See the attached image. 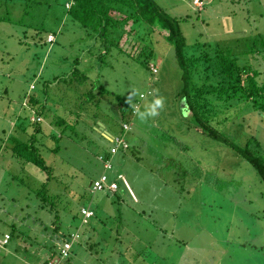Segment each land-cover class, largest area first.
Masks as SVG:
<instances>
[{
    "label": "rangeland",
    "instance_id": "rangeland-1",
    "mask_svg": "<svg viewBox=\"0 0 264 264\" xmlns=\"http://www.w3.org/2000/svg\"><path fill=\"white\" fill-rule=\"evenodd\" d=\"M156 1L172 16L189 15L181 22L189 45L199 40L209 41L210 48L228 46L244 60L250 58L248 47L254 42L260 47L263 41L264 0H206L202 5L200 0ZM51 7L53 13L33 0H0V238L10 236L0 249V264H42L50 257L51 244L56 242L58 250L54 215L40 209L36 197L45 182L58 195L53 212L65 225L71 210L98 207L97 218L91 220L94 226H85L83 240L73 232L74 247L67 257L71 259L62 264H264V183L250 163L203 134L179 108L173 94L182 85L181 69L167 33L143 35L154 55L153 72H159L154 76L135 58L117 51L101 54L105 39L100 47V39L94 42L62 7ZM49 35L52 43L46 42ZM33 36L41 42L35 45ZM76 66L79 73L74 78L70 71ZM102 87L109 92L102 93ZM153 88L154 96L149 93ZM46 90L43 116L30 112L25 107L28 95H45ZM119 96L130 105L128 115L135 105L137 113L144 111L155 96L164 104L158 116L144 122L134 114L126 120L127 130L121 131ZM98 97L102 101L96 124L137 143L111 158L110 175L121 173L129 191L119 179L118 190L109 196L90 192L89 185L103 171L97 152L112 143L90 129L94 119L89 116L96 112ZM208 108L210 124L222 136L239 144L254 137L264 155V115L232 107L221 116L220 109ZM57 116L71 122L79 116L81 130H67L71 137L65 135L55 151L39 146V139L48 145L56 141L36 136L42 157L54 170L55 177L47 180L41 169L31 163L23 167L14 157L9 135L22 134L21 127L33 130L28 122L21 126L20 119L36 122L43 117V125L51 128ZM53 128L59 136V129ZM77 221L80 229L88 222L82 217V223Z\"/></svg>",
    "mask_w": 264,
    "mask_h": 264
},
{
    "label": "trees",
    "instance_id": "trees-1",
    "mask_svg": "<svg viewBox=\"0 0 264 264\" xmlns=\"http://www.w3.org/2000/svg\"><path fill=\"white\" fill-rule=\"evenodd\" d=\"M33 1L37 6H46V11L50 10L52 13L54 12V8L51 6L58 4L60 7H62L65 14H67L72 20L79 22L80 25L87 32H89V34H91L94 42H96L97 38L100 39V47L103 46V39H105L103 46L104 52L101 54H108L117 51L124 56L126 55L128 57L135 58L137 62L142 63V65L148 68L151 75L155 74L154 76H156L159 72H153L152 58L154 55L148 51V45L145 44V41H143L145 37H143V35L147 34L148 36L152 31L155 30L166 32L167 34L165 35V39L172 45L177 64L181 69L182 85L180 90L173 94L176 100L178 98L179 108L185 112L190 121H192L191 119L195 121L194 125L197 128H200L203 134L223 142L236 154L240 155V157L250 163L251 166L256 170L261 181L264 183V155L261 154L260 143L254 137L249 138L244 144L236 143L234 139L229 137L225 138L222 136L219 129L214 128V126L210 124V120L208 119L209 105L220 109L219 111L221 116L223 114L227 115L228 111L230 112V110L227 109H232V107L238 112L246 108L255 111L259 115H264V37H260L263 39V41L260 43V47L255 42L252 46L248 47L247 52L245 53L250 56L249 59L240 60L239 56L231 52L228 46L227 48H221L218 45L213 44L215 47L210 48L208 46L210 43L209 41L201 43L199 40L189 45L181 29V22L187 21V17L189 15L184 17L172 16L156 0ZM203 3H206V0H203ZM126 25L129 26V29H125ZM143 29H146V32L142 31ZM36 34L38 33L36 32ZM33 40L35 45L41 42H39L40 38L34 39V36ZM132 47L136 51H132ZM261 57L263 58V61ZM78 73L79 69L76 66L70 75L76 78ZM85 79H87L86 76ZM44 86L45 89L48 87L46 84ZM100 91L102 93L109 92L105 87H102ZM149 93H152L154 96L156 94L155 88L149 90ZM47 95V90L45 91V95L29 94L28 98L26 99L27 105L25 107L30 112H34L37 115L43 116L45 111L44 109L46 107V104L43 101ZM144 96L145 93H141L139 95L140 98H143ZM95 98L96 96L93 95V98L91 99L94 100ZM117 100L121 107L120 113L124 119V122L121 125V131H124L127 130L125 127V125L128 124L126 120L133 119L134 114L136 115L137 113V111L134 109H136L138 106L135 105L133 109L130 108L132 112L128 115L126 112L129 110L130 105L120 96L117 97ZM101 101L102 100L100 97H98L97 102H95L93 105V108L96 109V112H91L89 116L90 118L94 119L93 126H90V129L94 133H98L97 136L99 139H107L101 134V132H98L93 128L96 125V121L99 120L98 117H100L101 114V112L98 110L100 109L99 102L101 103ZM187 112H189V115ZM42 118H40V120H36V122L31 121L30 117H28V119L26 118L27 120L25 119L24 122H22L20 119L19 123L21 126L24 125L25 122H28V126L33 128V130L28 131L26 127H21L20 132H23L22 134L19 133V136H15L14 134L9 135L12 143V146L10 147L12 149V154L21 161L23 167L26 163H31L45 172L47 174V180H49L55 177L54 170H52L51 166L46 164L40 153L39 146H44L47 147L48 150L55 151L59 147L60 140L65 135L70 136L67 130L75 132L80 122V118L77 116V120H72L71 122L66 117H55V120L51 122V125L52 128L55 127L56 129H59V136H56L57 132L54 128L53 129L55 132L53 129L46 128V126L43 125L44 121ZM82 118L84 119V117ZM221 122H224V120L222 119ZM18 129L19 127L16 125L15 131ZM38 134H42L46 139H49L48 142H50L51 139L52 142H56L48 145V143H45L43 140L39 139L41 144L38 146L36 145V136ZM28 135H30L28 140H24V138ZM120 136L118 135V137ZM125 141L127 142V148H120L116 154H125L127 150L137 145V143L132 144L133 142H130L126 139ZM112 145L113 141L108 150H105L104 152H97V157L99 158V156H101L104 160H111V158L115 155L110 152ZM110 177L112 176L109 173V178ZM93 181L94 179L89 184L90 192H92L91 183ZM102 191H104L107 196L113 194V191L109 189ZM36 195L40 201V209L45 210L47 213L52 212L54 215V222H52L54 228L52 231H54L55 235H58L56 240L60 241L59 243L64 241L72 242L71 248L69 250L70 255L71 250L73 251L75 242H73V232L77 231L79 234L78 237L82 238L81 240H83V237L86 236L87 231L85 226H94L91 220L97 218L98 207L93 208V216L89 218L86 225L80 229L81 224L80 226L77 225V223L74 224L75 219L80 221V210L74 209L70 211V217L66 219V221L69 220L68 225H65L66 223H63V221L60 222L59 219L57 220L58 214L54 213L53 210H55V206L58 205V203H56L58 195L56 193L52 194L50 192L46 182L42 184L40 189H38ZM55 220L57 221L55 222ZM80 223L82 222L80 221ZM72 227L73 229H71ZM12 230H10L11 237H13L14 230H16L14 225ZM89 240H92L91 236H89ZM55 247H57L56 242L50 245V257L48 260L58 256V250ZM90 248H92V245ZM70 259L71 258H67L68 261ZM63 260H61V264L64 262ZM67 260H65V262L68 263ZM47 261L42 264H47Z\"/></svg>",
    "mask_w": 264,
    "mask_h": 264
},
{
    "label": "built area",
    "instance_id": "built-area-1",
    "mask_svg": "<svg viewBox=\"0 0 264 264\" xmlns=\"http://www.w3.org/2000/svg\"><path fill=\"white\" fill-rule=\"evenodd\" d=\"M200 5H202L203 0H200ZM201 7V6H200ZM47 40L49 42H52L53 36L49 35ZM153 70L155 71L156 69L154 68V66H152ZM126 127V125H125ZM122 148V149H126L127 148V142L125 141V139L123 137H118L115 136L113 137V145L110 148V152L112 154H116L118 152V150ZM99 160L102 162L103 164V171L101 172V174L99 175L98 178L94 179V181L91 183V189L93 192H97V191H102L105 189H109L111 191H116L118 188V182L115 179H110L109 175H108V171L111 170L112 168V163L110 160H104L101 156L99 157ZM117 179H122L123 181H125L124 177L121 174H117L116 176ZM93 210L89 207H82L81 208V217L83 219V221H88L89 218H91L93 216ZM9 234H4V236L2 238H0V249L2 247H4L8 242H9ZM71 241H64L62 243H60V246L58 248V256L51 258L50 260H48L47 264H61V260L65 259L68 257L69 255V250L71 248Z\"/></svg>",
    "mask_w": 264,
    "mask_h": 264
},
{
    "label": "clouds",
    "instance_id": "clouds-1",
    "mask_svg": "<svg viewBox=\"0 0 264 264\" xmlns=\"http://www.w3.org/2000/svg\"><path fill=\"white\" fill-rule=\"evenodd\" d=\"M46 40H47V38H46ZM54 41V40H53ZM52 41V42H53ZM47 42H49L48 40H47ZM52 42H49V43H52ZM163 104H164V101H163V98H156L154 101H153V103L151 104V106H149L148 108H146L144 111H139L138 113H137V116H138V119L141 121V122H144V121H146L149 117H156V116H158L159 115V110L163 107ZM113 137H115V136H113ZM113 137H112V139H111V141H113ZM111 161V160H110ZM101 162V161H100ZM102 163V162H101ZM112 163V162H111ZM102 166H103V164H102ZM112 170H113V166H112V168H111V170H109L108 171V175H109V173H111L112 172ZM117 174H121V173H117ZM117 174H114V175H112V177H110V179H115L117 182H118V180L119 179H117L116 178V176H117ZM122 175V174H121ZM125 179V178H124ZM120 180H122V179H120ZM122 182H123V184L125 185V187H126V189L129 191V187H128V185H127V183H126V179H125V181H123L122 180ZM118 188H119V184H118ZM118 188H117V190H118ZM116 190V191H117ZM116 191H113V192H116ZM98 192V191H97ZM85 207H87V206H85ZM90 208V207H89ZM93 210V209H92Z\"/></svg>",
    "mask_w": 264,
    "mask_h": 264
},
{
    "label": "crops",
    "instance_id": "crops-1",
    "mask_svg": "<svg viewBox=\"0 0 264 264\" xmlns=\"http://www.w3.org/2000/svg\"><path fill=\"white\" fill-rule=\"evenodd\" d=\"M46 42H47V40H46ZM70 72H72V71H70ZM65 77V76H64ZM47 85V86H49V84H51V82L50 81H48L47 83L45 82L44 83V85ZM44 88H45V86H44ZM47 89V88H46ZM47 100H48V98H44V103L47 105ZM49 127H51L52 128V125L50 124V126ZM95 128H97V130L96 131H98V128H99V124H96L95 126H94ZM80 128H81V125H80ZM79 128V126H78V129L79 130H81ZM103 128L105 129V130H107L110 134H111V131H110V129L105 125V124H103ZM99 132V131H98ZM101 134L105 137V138H107L102 132H101ZM108 139V138H107ZM102 166V165H101ZM102 169H103V166H102ZM102 172V171H101ZM101 174V173H100Z\"/></svg>",
    "mask_w": 264,
    "mask_h": 264
},
{
    "label": "water",
    "instance_id": "water-1",
    "mask_svg": "<svg viewBox=\"0 0 264 264\" xmlns=\"http://www.w3.org/2000/svg\"><path fill=\"white\" fill-rule=\"evenodd\" d=\"M99 132H102L109 140L112 139L113 135L103 128V124L99 122Z\"/></svg>",
    "mask_w": 264,
    "mask_h": 264
}]
</instances>
